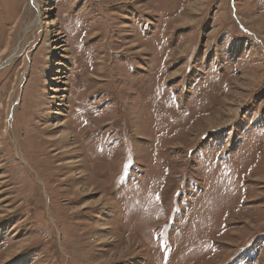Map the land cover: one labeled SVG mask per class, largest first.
<instances>
[{"label":"rangeland","instance_id":"374dc122","mask_svg":"<svg viewBox=\"0 0 264 264\" xmlns=\"http://www.w3.org/2000/svg\"><path fill=\"white\" fill-rule=\"evenodd\" d=\"M0 264H264V0H0Z\"/></svg>","mask_w":264,"mask_h":264},{"label":"bare ground","instance_id":"6f19581e","mask_svg":"<svg viewBox=\"0 0 264 264\" xmlns=\"http://www.w3.org/2000/svg\"><path fill=\"white\" fill-rule=\"evenodd\" d=\"M32 1V3L36 6L37 5V0H31ZM45 12H48V10L47 11H45ZM66 143V137L65 136H61V138H58L57 139V141L55 140V144L56 145H63V144H65ZM17 149V148H16ZM17 151V150H16ZM18 155V154H17ZM16 155V156H17ZM29 165V164H28ZM98 171V170H97Z\"/></svg>","mask_w":264,"mask_h":264}]
</instances>
